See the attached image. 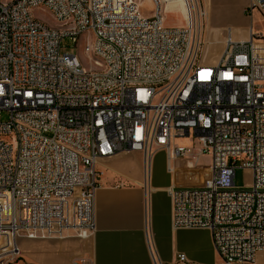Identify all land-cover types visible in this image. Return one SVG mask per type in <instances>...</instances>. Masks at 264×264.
<instances>
[{"label":"built area","instance_id":"1","mask_svg":"<svg viewBox=\"0 0 264 264\" xmlns=\"http://www.w3.org/2000/svg\"><path fill=\"white\" fill-rule=\"evenodd\" d=\"M172 1L0 0V264L17 261L27 233L87 239L100 161L141 152L146 164L160 150L169 172L195 150L211 160L206 189H170L173 228L209 230L221 264H257L264 34L251 29L249 40L235 41L228 30L217 64L203 65L205 13L198 0H184V25L168 28ZM254 10L264 19V0H250ZM65 39L83 44L93 69L62 54ZM237 169L251 172L249 187L235 185ZM149 246L152 264H164ZM173 264L196 263L177 253Z\"/></svg>","mask_w":264,"mask_h":264},{"label":"crops","instance_id":"2","mask_svg":"<svg viewBox=\"0 0 264 264\" xmlns=\"http://www.w3.org/2000/svg\"><path fill=\"white\" fill-rule=\"evenodd\" d=\"M174 161L179 166L183 160ZM187 167L193 168L190 160ZM97 168L101 176L94 233L87 239L58 243L19 240L21 255L13 264H82L81 260L83 264H152L149 242L164 264H173L177 253H184L193 263L211 264L200 256L202 251L217 253L209 230L172 226L169 191L187 187L183 175L174 168L169 172L168 163L166 172L151 171L150 163L146 169L141 152L118 153ZM194 232L206 234L198 240Z\"/></svg>","mask_w":264,"mask_h":264},{"label":"rangeland","instance_id":"3","mask_svg":"<svg viewBox=\"0 0 264 264\" xmlns=\"http://www.w3.org/2000/svg\"><path fill=\"white\" fill-rule=\"evenodd\" d=\"M205 16L202 21L203 41L205 42L203 51L200 56V61L203 65L214 66L219 61L225 45V36L228 30L232 32V38L235 41L249 40L252 29L254 35L264 34V19L262 15L254 10L248 11L250 0H198ZM168 6V11L165 13V25L168 28L179 27L184 23L182 14L185 13L184 0H173ZM175 7V8H171ZM177 9V10H176ZM153 8L149 1H144L142 4V12L146 16H150ZM34 16L52 27H55L54 20L47 10L37 9ZM182 13V14H181ZM260 41V40H256ZM62 54L77 55L79 60L86 68L93 69L94 67L89 62V57L84 53L83 44L73 46L69 39H65L62 44ZM100 71V67L94 68ZM176 144L188 145V141H177ZM181 165L177 166L175 161L172 162V167L177 171L179 176L186 178L187 188L191 189H206L209 183L208 167L210 166V156L204 154L199 155L195 150V155L188 159H182ZM193 163V168L189 169L188 161ZM103 161V160H101ZM100 161V162H101ZM149 163L146 167L148 168ZM151 171L160 169L166 172L167 157L166 152L156 151L150 160ZM168 173V172H167ZM171 175V174H170ZM184 181V179L182 178ZM252 184V174L248 170L237 169L235 171V185L237 187L246 188ZM195 237L199 240L205 237L206 232H194ZM75 232H67L62 237L47 238L41 233H27L19 240L30 242H64L67 240H81ZM201 257H207L211 260V264H221L219 255L211 251L200 252ZM198 264H206L201 261H195ZM83 264V263H82ZM257 264H264V252L257 256Z\"/></svg>","mask_w":264,"mask_h":264},{"label":"bare ground","instance_id":"4","mask_svg":"<svg viewBox=\"0 0 264 264\" xmlns=\"http://www.w3.org/2000/svg\"><path fill=\"white\" fill-rule=\"evenodd\" d=\"M168 10V9H167ZM149 163V162H148ZM146 165H147V163H146ZM146 169H148L147 167H146Z\"/></svg>","mask_w":264,"mask_h":264}]
</instances>
